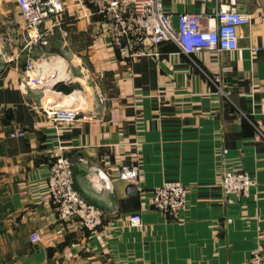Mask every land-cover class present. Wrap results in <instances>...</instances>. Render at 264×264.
<instances>
[{
  "label": "crops",
  "instance_id": "1",
  "mask_svg": "<svg viewBox=\"0 0 264 264\" xmlns=\"http://www.w3.org/2000/svg\"><path fill=\"white\" fill-rule=\"evenodd\" d=\"M238 1L251 15V24L239 28L238 49L200 52L196 64L173 42L163 43L158 57L123 58L87 0H64L62 13L40 26L46 43H34L17 0H0L5 264H239L264 254V138L257 137V127L264 132V0ZM219 2L165 0V7L177 24L179 12H212ZM29 57L43 67L59 61L65 73L52 70L45 86L26 88ZM203 70L220 76L230 99ZM69 103L94 118L65 123L44 112ZM17 128L25 135H13ZM61 147L99 168L77 162L74 169L76 189L104 211L95 230L76 217L61 218L53 202L41 199ZM131 164L139 165L138 178H120L121 167ZM227 169L256 178L249 196L223 192ZM166 181L189 189L177 219L152 203L154 188ZM134 213L142 216L140 226L130 224Z\"/></svg>",
  "mask_w": 264,
  "mask_h": 264
},
{
  "label": "built area",
  "instance_id": "2",
  "mask_svg": "<svg viewBox=\"0 0 264 264\" xmlns=\"http://www.w3.org/2000/svg\"><path fill=\"white\" fill-rule=\"evenodd\" d=\"M92 4L102 21V31L110 45L123 58L137 60L141 57H158L161 45L173 42L178 51L185 54L197 64L195 56L204 51L220 53L236 50L239 47V28L251 24V15L240 9L238 0H220L212 12L181 11L174 24L172 14L165 7V0H87ZM21 15L25 21L27 34L31 42L46 43L41 40L40 26L49 17H58L64 10V0H17ZM16 58V56L14 57ZM8 61L7 59H4ZM3 64L0 62V71ZM43 66L39 60L29 57L25 66L24 87L35 89L45 85ZM226 70V69H225ZM219 92L230 99V92L221 81L220 76H210ZM46 115L57 122L70 123L78 119L91 120L94 115L83 112L74 104H49L44 107ZM244 114V113H243ZM257 137L264 138V132L257 127ZM25 130L17 128L12 134L24 136ZM59 148L55 155L47 179V189L41 199L56 205L61 218L76 217L84 227L92 231L103 223L104 211L89 202L75 187V165L81 162L85 166L99 168L90 163L85 156H72ZM227 152V150H225ZM139 165L131 164L121 167L119 177L136 180ZM256 184V178L245 170H224L221 186L227 196H249ZM188 187L180 181H166L153 190V205L173 219L180 217L187 206ZM132 226L143 222L140 213L129 216ZM40 233L34 230L30 240L38 242ZM239 264H264V254H256Z\"/></svg>",
  "mask_w": 264,
  "mask_h": 264
},
{
  "label": "bare ground",
  "instance_id": "3",
  "mask_svg": "<svg viewBox=\"0 0 264 264\" xmlns=\"http://www.w3.org/2000/svg\"><path fill=\"white\" fill-rule=\"evenodd\" d=\"M55 60V59H54ZM46 62V61H45ZM47 63H50V62H47ZM63 68V63H61V62H59V61H56V62H53V63H50V64H44V67H43V78H47L48 76H51V74L53 73H51V71L52 70H54L55 72H57L58 70H63L62 69ZM68 70V69H67ZM63 72L65 73V71L63 70ZM45 86V85H44ZM78 92H80V91H75L74 92V94L72 95V94H69V95H67V97L66 96H64V98L66 97V99L67 98H70V97H74ZM50 93H51V91H50ZM53 93V92H52ZM54 93H56V92H54ZM58 93V92H57ZM60 93V92H59ZM73 93V92H72ZM54 95V94H53ZM56 95V94H55ZM72 95V96H71ZM69 96V97H68ZM63 98V99H64ZM71 99V98H70ZM69 99V100H70ZM57 101V100H56ZM64 102H65V100H63ZM67 101V100H66ZM72 101V100H71ZM59 102H61V101H59ZM70 104V103H69Z\"/></svg>",
  "mask_w": 264,
  "mask_h": 264
},
{
  "label": "water",
  "instance_id": "4",
  "mask_svg": "<svg viewBox=\"0 0 264 264\" xmlns=\"http://www.w3.org/2000/svg\"><path fill=\"white\" fill-rule=\"evenodd\" d=\"M54 88H56L55 86H54ZM128 191L131 193V194H134L136 191H137V186L135 185V184H129V186H128Z\"/></svg>",
  "mask_w": 264,
  "mask_h": 264
},
{
  "label": "rangeland",
  "instance_id": "5",
  "mask_svg": "<svg viewBox=\"0 0 264 264\" xmlns=\"http://www.w3.org/2000/svg\"><path fill=\"white\" fill-rule=\"evenodd\" d=\"M48 61H51V60H48ZM64 68H65V66H64ZM62 69H63V68H62ZM51 72H52V71H51ZM49 91H50V90H49ZM0 264H5L1 257H0Z\"/></svg>",
  "mask_w": 264,
  "mask_h": 264
},
{
  "label": "trees",
  "instance_id": "6",
  "mask_svg": "<svg viewBox=\"0 0 264 264\" xmlns=\"http://www.w3.org/2000/svg\"><path fill=\"white\" fill-rule=\"evenodd\" d=\"M70 89H65L66 92H68Z\"/></svg>",
  "mask_w": 264,
  "mask_h": 264
}]
</instances>
